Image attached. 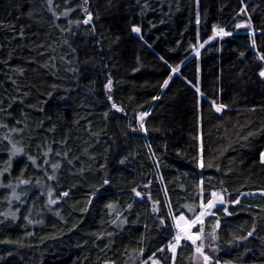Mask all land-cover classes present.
<instances>
[{
    "label": "trees",
    "instance_id": "16d2710c",
    "mask_svg": "<svg viewBox=\"0 0 264 264\" xmlns=\"http://www.w3.org/2000/svg\"><path fill=\"white\" fill-rule=\"evenodd\" d=\"M82 2L52 0L58 16L66 7L76 9L57 19L47 0H0V125L8 126L0 127V169L9 158L6 134L42 165L17 156L11 174L0 178L5 184L32 181L17 189L27 192L23 204L9 205L4 197L10 190L0 188V214L16 212L15 219L0 215V264H139L133 257L140 247L141 260L164 247L157 258L171 264L166 246L175 228L166 196L177 215L191 218L182 206L199 204L201 179L205 202L211 191L226 189L232 213L226 215L225 206L214 209L220 219L216 241L207 237L215 218L205 220L206 240L219 249L205 248L213 264H264V61L258 59L264 55V0H89L92 24L62 31L69 20L85 18ZM249 18L254 36L237 32L236 25ZM133 25L141 28L139 35ZM214 25L232 35L193 56ZM109 78L113 102L123 112L107 98ZM212 101L227 107L217 113ZM140 112L149 113L146 132ZM196 137H202L204 160L212 167L201 169L193 159ZM49 147L47 159L61 164L56 181L45 177V169L52 175L42 155ZM49 188L55 204H48ZM236 199L239 204L230 203ZM154 201L159 212L152 211ZM117 214L127 218L122 227L119 220L111 223ZM254 223L252 237L235 239ZM194 256L195 247L184 241L176 264H201Z\"/></svg>",
    "mask_w": 264,
    "mask_h": 264
},
{
    "label": "snow or ice",
    "instance_id": "6c2138e0",
    "mask_svg": "<svg viewBox=\"0 0 264 264\" xmlns=\"http://www.w3.org/2000/svg\"><path fill=\"white\" fill-rule=\"evenodd\" d=\"M197 2H199V0H197ZM69 3V0H65V4L67 5ZM47 4L49 6L48 10L53 12V16H55L57 19L59 18V16H64V17H68L70 15V13L76 11V9L71 8V7H66L65 11L59 13V16L53 11L51 5H52V0H47ZM89 5V0H83L82 4L79 6L80 10L84 13L85 18L80 21V20H76V21H72L69 20V28L68 29H62V31H71V26L73 24H75L77 27H79V25L81 23H83L84 25H90L92 24V21L94 19L93 16V12L90 10V8L88 7ZM246 11V7L241 8V12H245ZM197 23H199V17H197ZM241 27H247V28H251V22H250V18L249 21L246 22L245 24H237L236 28H241ZM131 31L133 33L136 34H140L141 33V28L137 25H133L131 27ZM92 33H95V25H92ZM232 35V33L225 31V29L223 27H217L216 25L213 26V34L211 37H209V40L214 39L215 37L219 36V37H225V36H230ZM252 35H255V32L253 31ZM141 39L143 38L142 36L140 37ZM205 44L208 43V41L204 42ZM252 46L255 47V39L252 40ZM199 47H204V44H200ZM73 52H75V49H72ZM197 54H199L197 52ZM241 55H243V53H241ZM163 59V58H161ZM259 60L264 61V55H260L258 57ZM178 71V68H174L173 72ZM259 76L261 78H264V67H262L259 71ZM171 79V77L169 78ZM169 83V80H165L163 82L162 87H167ZM112 85H113V81L111 80V78L108 79L107 84L105 85L106 90L108 91V93H111L112 91ZM200 89L197 88V92H199ZM108 100L112 101V96L109 94L108 95ZM153 99H158L157 97H154ZM212 106L214 107L215 111L217 113L221 112L223 109H225L227 106L224 104H219L217 105L215 101H212ZM112 108L116 109L119 112H123L124 109L122 107H118L114 102L112 103ZM254 110V109H253ZM149 115L148 112H140L139 113V121H140V128L143 131H147V129L144 126V120L145 117H147ZM105 116H107V113H105ZM19 123V122H18ZM0 127L3 128H7V124H3L0 125ZM23 129H17V128H11L9 129V132H22ZM249 135H253L252 133H249ZM3 140L8 141V143L10 144V148L7 149L8 152V160L5 161L4 167L2 169H0V178L4 177L5 173H8L9 175L11 174V169H12V161L13 158L17 157V156H26L27 160L31 163L32 166L35 167H42V165H38L37 164V158L29 155L24 146L20 145L19 142H13L12 138L10 137V135H4ZM195 139H198L200 141L198 149H197V155L195 157H193V159L195 160V162L197 163V166L201 169L205 168V167H212L213 165L208 162L206 164L205 160H204V155H203V151H204V145H203V141H202V137H196ZM245 139H247V137H245ZM19 145V146H18ZM49 152H51V148H48V151L42 153V155L45 157L44 159V164L45 165H50L51 170H52V175H47V169H45V177L46 180H50V181H56L57 178V170H59L61 168V164L59 162L57 163H51L49 159H47ZM57 156L63 155L65 157H67V153H56ZM154 155V154H153ZM69 164L72 163L71 160L68 161ZM121 163H123V161H121ZM260 163L261 165H264V152L260 153ZM103 167V166H102ZM27 169H22L21 170V174L20 177H23L25 171ZM217 170L218 166H217ZM81 172H83V169H81ZM161 180H163V177H160ZM36 185H39L41 182L39 180H36ZM110 182L109 180L105 179L103 181L104 185H108ZM221 183H223V181H221ZM21 185L24 186H30L32 185V181L29 179H23V178H17L16 182H12L9 181L7 184L3 183L2 179H0V188L5 189L6 191L10 190L9 195L4 197V200L11 205L13 200L16 201H20L22 204L24 203V201L21 199L22 196H26L27 192L26 191H20L18 192L17 189H19L21 187ZM145 187H147V185H145ZM53 189L49 188L47 195L49 197L48 199V204H55L57 202L56 199H52V195H53ZM133 193L135 194L136 197H141V192L137 191V189L133 188L132 189ZM98 192L97 191L92 193V196L95 197L96 194ZM227 190L223 189L221 190H213L210 192V195L208 196V198L206 199L205 202V188H204V180L201 179L198 185V196H199V204L195 205V204H186L183 205V208H186L187 211L189 213H192V217L188 218L183 211L179 212V215H177L171 206V201L167 200V196H166V204L168 207V212L169 215L171 216L173 222H174V228H175V234L172 237V240L169 241V243L167 244V250L169 252H171L172 254V259H171V264H176V254H177V249L179 247H181L182 242L183 241H190L191 245L195 247V256L194 258L196 260H200L202 261V264H213V260L214 257L208 255L205 252V244L203 243V241L206 239V235H205V220L208 217H212L215 218V223L210 225L211 231H209L207 233V237H210L212 241H216L218 239L217 236V230L220 228V219L216 214V211L219 210V206H225L227 203H229V201H226L224 198V193H226ZM165 194H167V188H165ZM261 194L264 195V190H261ZM69 195V192H63L61 194L62 197H67ZM148 199H151V196L148 195ZM91 199H89L87 201L88 204H91ZM230 203L232 204H239L240 201L239 199L236 200H232L230 201ZM159 204V201H154L153 202V208L152 211L153 212H159V208L156 207V205ZM108 208H113L114 205L109 204L107 206ZM128 208L131 209L132 205L129 204ZM214 209L216 211H214ZM83 211H87V208L82 209ZM224 213L226 215H232V213L228 212L227 207L225 206L223 208ZM17 211H19V209H17ZM58 214V213H57ZM0 215H4L5 217L11 215L13 217V219H15L16 217V212H5L2 213ZM27 219V217H25ZM119 220V224H117V221ZM42 222V221H41ZM127 218L125 217L124 219H120L119 214H117V218L112 220L111 223L112 224H117L118 227H122L123 224L127 223ZM29 223H31V221H29ZM160 223L163 225L164 224V220L163 218L160 219ZM147 227V226H146ZM197 229L196 231H193V229ZM256 232V226L255 223L253 224L252 230L247 232V235L245 236H240V237H236L235 239L237 241H243V240H247L249 237H252ZM31 235V234H29ZM107 236L111 237L113 234L112 233H107ZM98 239L101 238L100 235L97 236ZM200 243H197V242ZM231 243V242H230ZM109 245H106L105 247H108ZM209 247H211L213 252L219 251V249L217 247H214L212 245H209ZM165 251L164 247H161L159 249H157V252L163 253ZM133 252L136 253L137 250L133 249ZM145 252V249L143 247H140L138 250V253L133 257L134 260L139 261V264H149V261L151 262V264H163V262L161 261V259L157 258V252H153L151 255H149L147 257V259L141 260L140 257L143 256ZM167 259V258H165ZM105 264H115V261H106ZM215 264H220L219 259H215ZM225 264H232L231 261H226Z\"/></svg>",
    "mask_w": 264,
    "mask_h": 264
},
{
    "label": "rangeland",
    "instance_id": "374dc122",
    "mask_svg": "<svg viewBox=\"0 0 264 264\" xmlns=\"http://www.w3.org/2000/svg\"><path fill=\"white\" fill-rule=\"evenodd\" d=\"M246 22H248V20H242L239 24H245ZM237 32H241V33H249V34H252L253 33V28L251 27V28H247V27H241V28H237ZM219 36H217V37H215L214 39H212V40H209L208 41V43L209 42H211V41H214L216 38H218ZM207 44V43H206ZM206 44H204V46L206 45ZM203 48V47H202ZM202 48L201 47H199V46H197V48L195 49V51H194V54H193V56H198L199 54H197V52L198 53H200V51L202 50ZM174 73H177V71L176 72H174ZM112 91H113V86H112ZM112 91H111V93H108V94H112ZM112 96V95H111ZM112 103H113V99H112ZM197 229H193V231H196ZM184 242V241H183ZM187 242H189V243H191L190 241H187ZM197 243H200L199 241L197 242ZM203 243L205 244V248H206V246H208L209 245V243H210V240L208 241V240H204L203 241ZM205 251H206V249H204ZM207 253V252H206ZM198 261H200V260H198ZM201 262V264H202V261H200ZM220 264H222V263H220Z\"/></svg>",
    "mask_w": 264,
    "mask_h": 264
}]
</instances>
